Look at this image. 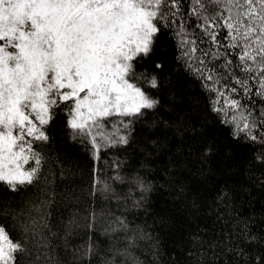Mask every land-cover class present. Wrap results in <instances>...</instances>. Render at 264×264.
<instances>
[{"label":"trees","instance_id":"16d2710c","mask_svg":"<svg viewBox=\"0 0 264 264\" xmlns=\"http://www.w3.org/2000/svg\"><path fill=\"white\" fill-rule=\"evenodd\" d=\"M204 3L208 11L194 15L195 0H183L179 15L160 21L154 54L135 65L155 72L158 86L143 87L159 103L133 121L127 145L104 142L95 152L68 126L61 105L45 126L48 141L33 142L41 158L35 182L15 191L0 182V227L23 247L15 264H264V138L237 132L231 109L214 111L223 98L216 104L211 88L251 111L258 137L264 101L257 80L248 81L249 95L230 93L239 86L224 76H245L237 49H229L230 69L204 56L217 49L194 27L198 15L225 7ZM192 39L198 51L189 59L181 41ZM213 64L218 82L201 74ZM103 132L126 134L118 117Z\"/></svg>","mask_w":264,"mask_h":264},{"label":"snow or ice","instance_id":"6c2138e0","mask_svg":"<svg viewBox=\"0 0 264 264\" xmlns=\"http://www.w3.org/2000/svg\"><path fill=\"white\" fill-rule=\"evenodd\" d=\"M183 0H0V182L15 191L38 178L41 158L33 142H47L45 126L54 110L68 107L72 119L68 126L77 136L90 138L99 152L100 140L109 146L127 145L135 119L153 110L159 101L144 89L158 86L155 72L137 71L139 61L154 54L155 37L161 31L160 21L180 14ZM196 15L208 9L204 0H195ZM225 5L223 11L198 15L194 27L217 51L212 60H223L219 67L230 69L233 60L229 49H237V67L244 77L228 73L234 84L230 93L249 95V80H257L256 95L264 101V0H215ZM183 30L184 25H181ZM223 29V32L220 31ZM230 41L223 45L221 37ZM199 38V43H203ZM184 56L193 58L198 51L197 39L182 40ZM16 49L10 52L9 48ZM223 48V51L220 49ZM205 65V60L199 61ZM156 69L162 65L156 64ZM217 68L201 70L208 81H214ZM200 70V69H198ZM255 73V75H252ZM150 77V78H149ZM217 93L214 111L231 109L230 123L251 140L264 138L252 134L255 121L251 111L241 112L245 105L223 91ZM86 110V114L85 111ZM239 113V117L235 114ZM264 117V111L260 112ZM120 118L126 134L106 136L103 128L113 118ZM264 125V120L260 122ZM31 138V139H28ZM207 151H211L208 149ZM34 160L35 167L23 170ZM259 159V158H258ZM9 165L14 167L9 168ZM20 243H13L0 227V264H15Z\"/></svg>","mask_w":264,"mask_h":264},{"label":"rangeland","instance_id":"374dc122","mask_svg":"<svg viewBox=\"0 0 264 264\" xmlns=\"http://www.w3.org/2000/svg\"><path fill=\"white\" fill-rule=\"evenodd\" d=\"M0 43H3V42H0ZM10 52H15V51H17L16 49H13V48H9L8 49ZM82 111H85V114H86V110H83L82 109ZM72 119V115H71V118H70V120ZM105 134V133H104ZM106 135V134H105ZM28 139H31V138H28ZM90 139V138H89ZM88 139V140H89ZM90 141V140H89ZM104 142H107L106 140H100L99 138H98V143H100V145L102 144V143H104ZM32 164H34V165H32ZM36 165H35V162H34V160H32L31 159V157H30V159H29V163L28 164H25V165H23V170H28V169H30L31 167H35ZM11 167H14V165H9V168H11Z\"/></svg>","mask_w":264,"mask_h":264}]
</instances>
